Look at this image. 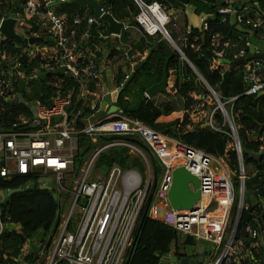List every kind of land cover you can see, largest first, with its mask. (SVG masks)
<instances>
[{
    "label": "built area",
    "instance_id": "2783aa9c",
    "mask_svg": "<svg viewBox=\"0 0 264 264\" xmlns=\"http://www.w3.org/2000/svg\"><path fill=\"white\" fill-rule=\"evenodd\" d=\"M4 1L12 3L14 0ZM56 1L67 3L69 0H26L25 3H21L22 12L17 14L15 25L18 33L28 37L50 36L52 44L36 43L25 48L19 44L18 46L22 47V53L13 56L0 52V177L6 181L14 177H27L26 183L50 177L52 181L48 184L52 186V191L55 190L59 199L54 228L42 242L26 241L21 247L19 261L23 263L27 254L33 251L32 244L36 243L38 245L36 253L40 257L39 264L62 262L65 264H124L127 250L134 240L138 216L153 190L156 174L146 154L134 143L123 139L101 142L100 139L130 133L139 134L145 139L158 154L165 167L153 190L149 218L176 229L183 241L187 236L195 238L198 244L192 247H198L201 240L212 241L219 250L225 246L213 264L232 262L243 264L242 261L249 258V255L245 254L248 250L247 240L251 242L250 245L254 250H262L264 255V218L258 213H254V221L246 222L243 235L237 238L242 210L249 208V205L245 203V183L248 175L236 139L237 130L228 108V105H233L238 96L223 98L210 86L209 94L206 96L195 92L190 93L194 102L183 112L197 123L205 120L210 123V127L220 130L213 122L214 113L216 109H219L229 124L235 140L240 170L238 176L240 214L237 221L236 214L235 223L231 230H228L235 190L226 168L223 167L228 177L226 181L229 204L219 228L213 229L216 220L211 215L215 210L209 211V209L213 203L220 205V200L215 194L217 174L212 168L216 157L203 149L174 140V147L183 151L181 155L183 162H176L179 150L164 158L146 136L147 130L158 132L124 113L101 111L102 101L108 99L112 92L105 89L102 83L103 63L99 54L103 50L100 46L90 49L87 45L89 30L85 29L81 34L80 30L84 23L87 24L88 29L92 26L101 27L103 20L95 14L78 13L69 21L67 16L59 14L54 6H51V3ZM135 1L140 7L135 20L148 36L157 37L159 34L163 36L170 34L171 36L167 26L176 17L165 4L157 1L151 3L144 0ZM216 6L232 14L240 26L258 31L259 36L264 38V10L257 2L218 0ZM100 11L111 13L102 5ZM6 17L3 15L0 18V24ZM226 20L224 17L222 22ZM128 28L129 25L124 23L121 32L111 33V36L121 40L122 33ZM204 29H208L207 22L204 23ZM190 33L191 28L187 27L182 43L177 44L184 58L186 55L182 47L189 45L188 35ZM4 38L6 39L5 36L1 37L0 41ZM218 43L219 37L214 35L212 45L216 46ZM251 46L255 47L254 54L250 60L242 64L244 65L243 81L247 86L244 94L257 95L264 90V51L259 45H253L249 38H245L242 47H239V43L235 41H226L223 49L214 50L211 68L225 63L222 70L224 74L226 66L229 67L234 61L245 57L248 54L247 48ZM237 48H239L238 51ZM229 50L233 51L231 62L221 61L226 51ZM132 51L133 48L129 46L120 54L130 64L131 69L146 54V52L143 54L140 51L134 53ZM37 57L44 61V68L36 67L28 71L27 66L32 59ZM60 66L65 68V72L54 73V70ZM43 72H50V75L41 79L40 74ZM66 73H70L72 77H68ZM169 75L168 85L172 88L176 77L175 71L169 70ZM128 77L129 74L125 75V79L120 84L117 83L115 89L123 87ZM22 79L25 80L22 93L25 102L16 104L19 107L25 105L28 110L16 112L10 103H14L13 100L20 93L19 82ZM204 84L207 87L205 82ZM41 85L45 88H53L54 92L46 96L42 90H36ZM37 97H41L42 101H39ZM212 100L217 105L213 110L207 108V105L210 107L212 104ZM220 100L224 104L218 108ZM34 102H37V116L27 106ZM87 109L90 110L89 113H86ZM113 118L117 120L106 123ZM83 134L87 135L95 146L83 161L78 163V139ZM160 135L166 140L169 139ZM117 146L127 147L129 154L142 158L146 166L143 171L146 178L135 167L122 168L118 164H113L106 172L97 167L100 155ZM179 165H184L200 181L201 197L190 209H175L169 200V192L173 183L172 172ZM52 182L56 184L53 185ZM64 191H66L65 196L61 197ZM254 191L258 193V189ZM1 211L0 204V234L8 228V224L12 223L2 222ZM16 229L19 230V228ZM213 252L214 259L219 251L214 250ZM212 261L209 264H212Z\"/></svg>",
    "mask_w": 264,
    "mask_h": 264
},
{
    "label": "trees",
    "instance_id": "16d2710c",
    "mask_svg": "<svg viewBox=\"0 0 264 264\" xmlns=\"http://www.w3.org/2000/svg\"><path fill=\"white\" fill-rule=\"evenodd\" d=\"M146 1L148 3L152 2V0ZM252 1L254 3L257 2L264 10V0ZM25 2L26 0L22 1V3ZM217 2L218 0H190V5L194 7L196 14L201 15L206 13L209 16L205 20L208 23V29H204L205 22L200 27H190L191 33L188 35L189 45L182 47L186 57L213 88L222 82L224 75L222 74V70L225 66V63H220L218 67L211 68L214 50L223 49V44L226 41H235L239 43V47H242L246 37L251 40L253 45L260 43L256 38L259 36L258 31L240 26L236 23L235 18H232V14L221 13V9L216 6ZM101 5L111 11L117 20L130 21L132 24H137L135 16L140 12V7L135 0H103ZM11 8L12 3L0 0V18L3 15L9 16ZM84 10V8L76 3L70 2L64 4L60 13H66L71 21L76 14H82ZM19 12H22V8L18 9ZM224 17L227 19L226 22H222ZM105 24L107 23L105 22ZM86 27L87 24L81 27L80 34L84 32ZM122 34L123 38L127 37L126 33L123 32ZM214 35H218L219 37V43L216 46L212 45V37ZM1 37H4V35L0 29ZM38 44H52V42L43 41ZM18 45L19 43L14 39L4 38L0 41V52L7 56L17 55L22 51V47ZM106 48L108 47L102 48V53L107 51ZM132 48L133 53L140 51L144 54L149 49H152V53L145 65L120 92L117 102L120 107H129L136 104L152 85L160 82L163 77L165 62L174 53V47L161 34L157 37H145L137 43L132 44ZM249 49L248 47L247 52H249ZM236 50L238 51L239 48ZM116 51V47L113 46L111 55ZM232 56L233 51H226L221 61L225 60L226 63H229L232 60ZM44 65V61L37 57L32 59L27 67L28 71H31L36 67L42 69ZM243 68L244 65L238 67L230 65L228 69L224 70V73L230 70L228 98L238 96V99L232 105L231 115L242 149L259 151L264 146V94L260 96L258 94H244L247 86L243 81ZM172 69L176 75L172 90H175L176 94L185 99L183 110L178 111L172 102H164L158 105L152 100V96L143 103L138 111L125 112L124 114L144 123L153 131L163 136L203 149L217 159L223 160L227 174L235 190V200L230 211V217L234 222L239 201L240 180L238 176L240 170L238 152L231 128L219 109H216L214 113L213 122L220 130L213 129L210 126L203 127L206 123L205 120L199 121L193 126L189 122V116L183 114L184 109H188L194 102L190 93L195 92L206 96L209 92H205L206 86L204 82L188 63L183 61L182 65H180L179 56L171 58L168 70ZM180 70L183 77L181 84L179 81ZM124 79L125 75H119L118 84ZM167 88L168 90L170 89L169 85ZM36 90H42L46 96H50L54 92L53 88H45L43 85L38 86ZM166 93L170 94V92ZM218 93L221 94L220 91ZM25 97L27 98L26 94ZM37 99L42 101L41 97H37ZM10 105L16 112L24 109L28 110L25 105H20L21 107L17 106L16 103H10ZM216 107V103H212L209 108L213 110ZM89 112L90 110L87 109L86 113ZM115 120L117 118H113L106 123ZM112 139L127 140L143 150L156 174L154 190L165 167L151 145L136 133L102 137L100 141L104 142ZM78 146L79 155L77 160L79 161L78 163H81L95 144L91 142V139L87 135L83 134L79 136ZM243 160L245 168L246 165L250 164L255 171L254 175L248 176L245 183L246 189L250 188L253 191L258 189V193L255 191L254 193L259 197L261 202L258 205L249 206L248 209L243 208L237 238L243 235L246 222L255 220L254 213H258L264 218V158L261 161H256L249 159L248 154L243 152ZM113 164H118L122 168L135 167L140 171H144L146 168L142 158L129 154V149L124 146L112 147L104 151L100 155L97 167L106 172ZM27 181V177H14L9 181L0 177V189L17 188ZM153 190L141 208L134 231V240L127 250L124 264H175L172 262V258L177 257L179 260L181 259L179 255L181 248L186 249L189 246H196L198 244L195 238L191 236H187L183 241L176 229L149 218L148 213L153 201ZM54 193H56L55 190L49 191L45 189L19 193L1 204L2 222H12L17 225L20 224L22 227L19 230L5 228L1 232L0 264H39V254L33 251L27 254L23 263L19 261L20 251L21 247L28 240L44 241L49 232L54 228L56 213L59 209V199L54 197ZM250 243L249 240L246 241V248H250L255 259H257L258 257ZM213 256L214 252L211 254L207 252L204 255L205 262L203 264H209L213 260ZM230 264H237V262Z\"/></svg>",
    "mask_w": 264,
    "mask_h": 264
},
{
    "label": "water",
    "instance_id": "95a60500",
    "mask_svg": "<svg viewBox=\"0 0 264 264\" xmlns=\"http://www.w3.org/2000/svg\"><path fill=\"white\" fill-rule=\"evenodd\" d=\"M23 0H14L12 2V8L10 10L9 16H7L5 19L2 20L0 24V29L2 34L6 38H11L16 40L23 48L27 47L30 44H36L43 41L50 42L52 41V38L50 36H26L18 33L15 29V25L17 22V14L18 9L21 6ZM157 1L159 3L164 4L165 2L168 3L170 6H172L174 9L178 8H185L190 0H152ZM74 2L80 7H91L95 11V15L97 17H100L103 21H106L109 24L110 30L112 33L119 34L121 32V29L123 28V22L117 20L111 13H102L100 11V1L99 0H69L67 3ZM60 4V2L56 1L51 3V6H55ZM221 13L227 14L226 10H221ZM173 47H174V53L171 57H169L164 66L163 70V77L160 82L155 83L152 85L144 94V96L134 105L129 107H120L117 102L120 95V92L123 90L124 87L127 86V84L130 82V80L134 77V75L145 65L147 60L149 59L152 49H149L147 51V54L145 57L138 63H136L131 73L129 74V77L126 79L124 86L120 87L118 89H114L110 93V99H104L101 103L100 109L101 111H107L108 113H125V112H134L138 111L143 103L147 100V98H150L157 93H166L168 92V80H169V70L168 65L172 57L179 56L180 57V65H182L183 61L188 63L190 67L194 70V72L207 84V87L205 89V92L210 91V85L206 82L204 77L199 73V71L194 67V65L190 62V60L186 57L184 58L180 53V48L175 42V40L170 36V34H166L163 36ZM255 47L251 46L249 49L248 54L240 58L239 60L234 61L231 65L232 67H238L242 64H244L246 61L250 60L254 54ZM62 63V59H61ZM65 68L63 66H60L54 70V73H64ZM68 77H72L70 73H66ZM50 75V72H43L40 74L41 79H45L47 76ZM230 76V70L225 71L223 75V80L220 83V85L213 88L214 91H220L223 98L228 97V80ZM179 81L180 84L183 81V77L180 70L179 75ZM24 85L25 80L22 79L19 82V94L15 100H13L14 103H24ZM264 94V91H261L258 95ZM222 100H220L218 104V108L223 106ZM28 107H30V110L33 112L35 116H37V102H34L32 105L28 104ZM33 126L35 127L36 124L34 123ZM210 123L206 122L203 127H209ZM236 139L238 141L239 149L241 151V155L243 156V152L248 154L249 159H254L256 161H261L264 158V147H262L259 151L250 150V149H242V146L239 141L238 135L236 136ZM173 183L172 187L169 192V200L171 202V206L175 209L181 210V209H190L193 207L194 203L200 199L201 197V191H200V181L197 176L193 175L184 165H179L174 168L173 172ZM52 179L50 177L45 178H39L36 181H32L30 183H25L20 187L17 188H8V189H0V204H3L5 201H7L10 197L24 192H31L35 190H49L52 191V186L48 183L51 182ZM54 197L57 199L58 195L57 193H54ZM240 206H238V213H237V219L239 218V211ZM9 229H16L21 228L22 226L15 223H10L7 225ZM38 245L36 243L32 244V250L33 252H37ZM206 249L205 244L198 245L197 249L194 251L192 256H189L186 252V249L181 248L179 251V255L181 256V259L179 260L177 257L172 258V262L175 264H203L205 262L204 257V251Z\"/></svg>",
    "mask_w": 264,
    "mask_h": 264
},
{
    "label": "crops",
    "instance_id": "0c3cea01",
    "mask_svg": "<svg viewBox=\"0 0 264 264\" xmlns=\"http://www.w3.org/2000/svg\"><path fill=\"white\" fill-rule=\"evenodd\" d=\"M99 1H100V4H102L103 0H99ZM144 1H146V0H144ZM64 4H66V3H60L58 5H55L54 8L59 14L67 16L66 13H60V12H62ZM164 4L171 12H173L175 14V17H176L175 21H177L179 19L182 20V30L180 29V26L177 23H174V25H173V31H175L176 36H177L176 40L174 38L173 39L179 45L182 43V38L185 34V30L187 27L188 28H190L192 26L193 27H200L202 25V23H204L205 20L209 17L206 13H203L201 15L196 14L195 9L193 6L190 5V2L188 3V5L185 8H178V9H174L172 6H170L166 2ZM82 8L85 9L82 14H89V15L95 14V11L91 7L87 6V7H82ZM69 21H70V19H69ZM120 21L129 25V28L124 31V33L127 34V37H124V38L122 37L121 40H118V39L111 36L112 32L110 30L109 24L106 21L102 22L101 27L92 26L90 29H88V26L86 27V29L89 30V38L87 39L88 40L87 45L90 49H93L95 46H100L101 48H105V46L108 47V48H106L107 51L105 53L99 54V57L103 63L102 83L104 85V88L107 90H110V91H113L116 88V84L118 83V76L119 75H127V74L131 73V69H130L131 67L129 66V63L123 57H121L120 54L124 51V49H126L129 46L132 47V44L137 43L139 40H141L145 37H150L143 31V29L139 25L132 24L130 21H124V20H120ZM105 22L107 24H105ZM170 33H171V30H170ZM171 36H172V34H171ZM108 43H109V45H108ZM113 46L116 47L117 51L113 55H111V50H112ZM107 58H108V60H107ZM103 60L105 61V63ZM228 68L229 67L226 66V69H228ZM107 79H110L112 81V84L110 86L105 85ZM168 92H170V94L159 93V94L153 96L152 100L158 105H160L164 102H172L173 105L176 106V109L178 111L183 110V108L185 107V99L180 97L178 94H176V91L172 90V88H170L168 90ZM108 99H110V97ZM228 108H229V111L231 112L232 104H229ZM168 140H170L172 142L171 148L169 150L173 151L174 140L171 138H169ZM254 173H255L254 168L251 167V170H250V173L248 174V176H252V175H254ZM255 196L258 198V204H260L261 200L259 199V197L257 195H255ZM250 206H253V205H250ZM218 208H219V205L217 206L215 211ZM189 247L192 249L190 252V253H192V251L194 250L195 247H192V246H189ZM247 249L248 250L245 251V254H246V256L248 254L249 258L244 262L242 261L243 264H264V255L262 253V250H259V249L254 250L257 257H258L257 259H255V256H254V254H252L251 249L250 248H247Z\"/></svg>",
    "mask_w": 264,
    "mask_h": 264
},
{
    "label": "rangeland",
    "instance_id": "374dc122",
    "mask_svg": "<svg viewBox=\"0 0 264 264\" xmlns=\"http://www.w3.org/2000/svg\"><path fill=\"white\" fill-rule=\"evenodd\" d=\"M243 1L246 2L248 0H243ZM232 18L234 19L233 16H232ZM174 23H177L180 26V29L182 30V20H180V19L177 20V21L174 20L173 22H170L168 24V26H167L171 30V34H172L173 38L176 40L177 36H176L175 31H173ZM256 38L260 42L258 45L264 51V38L263 37H259V36L256 37ZM223 62H226V61L224 60ZM35 83H40V82H35ZM111 84H112V81L110 79H107L105 85L110 86ZM214 102L215 101L212 100L211 103H214ZM207 108H209L208 105H207ZM189 122L193 126L197 123V121H195L193 118H190ZM173 140H175V139H173ZM166 145H167L168 148H171L172 144L169 143V142H166ZM177 150H179L178 153L182 152V149H176L174 147L173 148V153L176 152ZM223 167H225L224 161L221 160V159H217L216 158V161L212 165V168L215 171V173L218 174V176H217V186H216L217 190H216V194L218 196V199L220 200V205H219V208L213 213V218L216 220L215 224L213 225V229H218L219 228L220 221H221V219H223V215L226 213L227 208H228V204H229L228 184H227V181H226V179H228V177H227L225 171L222 172ZM251 167H253V166L250 165V164L246 165V173H247V175L250 173ZM141 172H142L143 176L146 178L145 172H143V171H141ZM52 184L55 185L56 183L52 182ZM65 193H66V191L62 192L61 193V197H64ZM254 194H255L254 191L251 190L250 188L246 189L245 203L247 205H249V206L250 205H253V206L254 205H258V198L255 196L256 194L255 195ZM214 204H216V205L214 206ZM216 208H217V203H213V206L210 207L209 211H214ZM160 210L162 211L163 209L161 208ZM234 223H235V221L233 222L231 217H230L229 223H228V230H230V228L233 227ZM202 243L206 245L207 252H213L214 250H216V252L219 251L218 255L212 261V264H213L218 259V257L220 256V254L223 251V249L225 248V246H223V248L222 249L220 248V250H219V248H217L216 244H214L212 241L201 240L199 242V245L202 244ZM191 250L192 249L190 247H187L188 253H190Z\"/></svg>",
    "mask_w": 264,
    "mask_h": 264
},
{
    "label": "bare ground",
    "instance_id": "6f19581e",
    "mask_svg": "<svg viewBox=\"0 0 264 264\" xmlns=\"http://www.w3.org/2000/svg\"><path fill=\"white\" fill-rule=\"evenodd\" d=\"M146 136L148 137V139H149L150 143L153 145V147H155V149L162 155V157L166 158V157L173 155V151H170L169 150L170 148H168L166 145V142H169V143H172V142L166 140L160 134L155 133V132H149L148 130L146 132ZM182 153H183V151L181 153H178L179 157L176 160L177 163L183 162V158L181 157ZM222 172H224L223 169H222ZM217 176H218V174H217ZM211 216L213 217V214Z\"/></svg>",
    "mask_w": 264,
    "mask_h": 264
},
{
    "label": "flooded vegetation",
    "instance_id": "af4514ba",
    "mask_svg": "<svg viewBox=\"0 0 264 264\" xmlns=\"http://www.w3.org/2000/svg\"><path fill=\"white\" fill-rule=\"evenodd\" d=\"M196 249H197V247L194 248V250H193L192 253H188L187 248H186V252L188 253L189 256H192V254L194 253V251H195ZM206 253H207V248H206L205 251H204V255H205Z\"/></svg>",
    "mask_w": 264,
    "mask_h": 264
}]
</instances>
